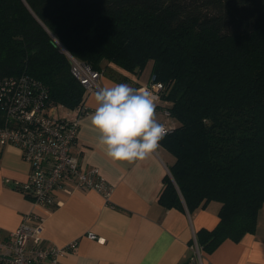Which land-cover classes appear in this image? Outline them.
<instances>
[{
    "label": "trees",
    "instance_id": "1",
    "mask_svg": "<svg viewBox=\"0 0 264 264\" xmlns=\"http://www.w3.org/2000/svg\"><path fill=\"white\" fill-rule=\"evenodd\" d=\"M67 54L120 83L104 63L139 76L151 62L177 122L160 142L174 163L158 203L190 214L220 205L216 226L195 234L206 254L254 234L264 205V0H0V79L30 77L72 110L85 93Z\"/></svg>",
    "mask_w": 264,
    "mask_h": 264
},
{
    "label": "crops",
    "instance_id": "2",
    "mask_svg": "<svg viewBox=\"0 0 264 264\" xmlns=\"http://www.w3.org/2000/svg\"><path fill=\"white\" fill-rule=\"evenodd\" d=\"M104 66L125 77L127 81L123 83L132 87L149 84L151 62L139 76L110 63ZM108 74L102 72L98 89L120 83ZM95 92L84 100L88 113L80 121L71 152L77 155L83 169L99 170L112 187L109 199L91 190L70 195L56 191L57 207L41 209L32 205L13 188L14 183L27 179L30 167L17 147L7 145L0 149V252L5 251L3 243L18 227L22 216L34 212L45 218L44 246L64 247L77 241L76 250L64 255L61 264H264V205L258 213L254 234L245 235L238 243L224 241L211 254L201 250L200 255L192 252L196 232L216 226L220 205L210 202L205 209L192 214L162 207L158 198L164 178L170 175L173 156L160 145L142 161L129 163L109 158L98 146V133L88 120L96 107ZM169 106L170 103L159 98L156 118L174 129L177 122L165 114ZM59 115L69 116V113L60 111ZM88 233L102 241L88 239Z\"/></svg>",
    "mask_w": 264,
    "mask_h": 264
},
{
    "label": "built area",
    "instance_id": "3",
    "mask_svg": "<svg viewBox=\"0 0 264 264\" xmlns=\"http://www.w3.org/2000/svg\"><path fill=\"white\" fill-rule=\"evenodd\" d=\"M70 74L81 85L85 98L98 90L102 72L88 63L68 56ZM159 98L163 85L150 77L148 86ZM84 98V100H85ZM0 149L7 145L17 147L30 172L25 181L16 182L13 188L41 209L58 206L55 192L70 195L75 191H96L109 199L112 187L97 168L83 169L77 155L71 152L76 141L80 121L88 113L85 102L69 110L48 101L44 86L24 75L0 79ZM60 111L69 116H60ZM166 116H169L165 111ZM168 132L170 126L164 125ZM167 132V133H168ZM45 218L34 212L22 216L18 227L9 234L0 252L1 264H61V258L73 253L77 241L64 247L43 245L42 232ZM87 238L101 242L94 234ZM191 250L200 255L194 240Z\"/></svg>",
    "mask_w": 264,
    "mask_h": 264
},
{
    "label": "clouds",
    "instance_id": "4",
    "mask_svg": "<svg viewBox=\"0 0 264 264\" xmlns=\"http://www.w3.org/2000/svg\"><path fill=\"white\" fill-rule=\"evenodd\" d=\"M94 100L96 107L88 120L109 158L142 161L160 147L168 129L156 118L159 97L149 87L115 83L99 88Z\"/></svg>",
    "mask_w": 264,
    "mask_h": 264
},
{
    "label": "water",
    "instance_id": "5",
    "mask_svg": "<svg viewBox=\"0 0 264 264\" xmlns=\"http://www.w3.org/2000/svg\"><path fill=\"white\" fill-rule=\"evenodd\" d=\"M68 55V54H67ZM68 56H70V55H68Z\"/></svg>",
    "mask_w": 264,
    "mask_h": 264
}]
</instances>
